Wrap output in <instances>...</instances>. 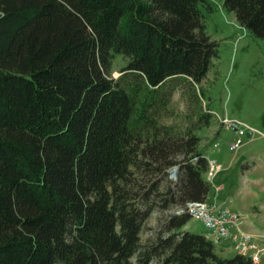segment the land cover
I'll return each instance as SVG.
<instances>
[{"label":"trees","instance_id":"16d2710c","mask_svg":"<svg viewBox=\"0 0 264 264\" xmlns=\"http://www.w3.org/2000/svg\"><path fill=\"white\" fill-rule=\"evenodd\" d=\"M210 1L0 0V264H254L183 230L187 213L140 239L154 208L210 193L201 126L158 122L180 82L200 84L219 57ZM220 1L264 38V0Z\"/></svg>","mask_w":264,"mask_h":264},{"label":"rangeland","instance_id":"374dc122","mask_svg":"<svg viewBox=\"0 0 264 264\" xmlns=\"http://www.w3.org/2000/svg\"><path fill=\"white\" fill-rule=\"evenodd\" d=\"M210 3L213 10L205 11V24L207 33L219 45V57L212 60L200 84L192 88L180 82L158 122L171 126L177 134L201 126L194 131L201 138L200 150L222 164L210 184L208 199L244 216L245 228L264 233V38L241 27L234 14L223 8L222 1ZM125 63L117 56L112 77H119ZM208 113L210 125L203 126V115ZM217 115L236 118L255 131L242 137V145L237 150H230L229 146L238 136L221 127ZM168 170L161 176L159 191L174 184L175 178ZM137 177L135 188L144 192L152 178L143 171ZM175 211V206L152 210L140 233L142 246L155 242L166 219ZM185 226L189 232L204 233L200 220L190 218ZM234 254L229 249L227 256H222ZM137 256H133V264H137ZM159 260L155 257L150 264H158ZM256 264H264V254Z\"/></svg>","mask_w":264,"mask_h":264},{"label":"built area","instance_id":"2783aa9c","mask_svg":"<svg viewBox=\"0 0 264 264\" xmlns=\"http://www.w3.org/2000/svg\"><path fill=\"white\" fill-rule=\"evenodd\" d=\"M217 119L221 127L233 131L238 136L229 146L230 150H237L242 145V137L255 131L236 118L217 115ZM207 160L206 178L212 184V180L222 169V164L216 163L215 159L207 158ZM174 178L176 177L174 176ZM175 213H187L189 218L200 220L204 226L203 234L215 246L234 250L235 254L249 258L254 264L259 262L264 254V244L258 242L260 238L264 239V234L248 233L245 230L246 219L244 216L214 200H209L208 197L203 201L189 202L185 207H178Z\"/></svg>","mask_w":264,"mask_h":264},{"label":"crops","instance_id":"0c3cea01","mask_svg":"<svg viewBox=\"0 0 264 264\" xmlns=\"http://www.w3.org/2000/svg\"><path fill=\"white\" fill-rule=\"evenodd\" d=\"M199 136V135H198ZM200 137V136H199ZM204 155H205V157L206 158H208L209 156H208V154H206V153H203ZM246 225V224H245ZM186 226H184L183 227V230H186V228H185ZM245 230L247 231V232H249V233H251V234H253V235H260V234H264V233H262V232H260V231H256L254 228H245ZM187 231V230H186ZM258 242L259 243H261V244H264V239L263 238H260L259 240H258ZM217 248V251H218V253L222 256V255H226L227 256V251L229 250V249H227V248H225V247H223V246H218V247H216Z\"/></svg>","mask_w":264,"mask_h":264},{"label":"water","instance_id":"95a60500","mask_svg":"<svg viewBox=\"0 0 264 264\" xmlns=\"http://www.w3.org/2000/svg\"><path fill=\"white\" fill-rule=\"evenodd\" d=\"M177 171H178V167H177V166H174V167H172V168L169 170L170 174H171L172 176H175V177H176V175H177Z\"/></svg>","mask_w":264,"mask_h":264}]
</instances>
